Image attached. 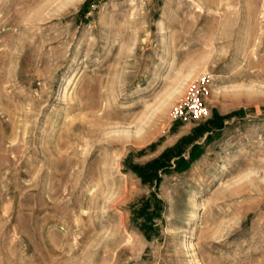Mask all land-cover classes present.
I'll use <instances>...</instances> for the list:
<instances>
[{
  "label": "rangeland",
  "instance_id": "374dc122",
  "mask_svg": "<svg viewBox=\"0 0 264 264\" xmlns=\"http://www.w3.org/2000/svg\"><path fill=\"white\" fill-rule=\"evenodd\" d=\"M0 264H264V0H0Z\"/></svg>",
  "mask_w": 264,
  "mask_h": 264
},
{
  "label": "built area",
  "instance_id": "2783aa9c",
  "mask_svg": "<svg viewBox=\"0 0 264 264\" xmlns=\"http://www.w3.org/2000/svg\"><path fill=\"white\" fill-rule=\"evenodd\" d=\"M211 80L212 73L206 71L188 85L184 95L172 107L174 120H198L208 114L205 95Z\"/></svg>",
  "mask_w": 264,
  "mask_h": 264
},
{
  "label": "bare ground",
  "instance_id": "6f19581e",
  "mask_svg": "<svg viewBox=\"0 0 264 264\" xmlns=\"http://www.w3.org/2000/svg\"><path fill=\"white\" fill-rule=\"evenodd\" d=\"M194 246V242L191 240L188 241V244H187V248H190V247H193Z\"/></svg>",
  "mask_w": 264,
  "mask_h": 264
}]
</instances>
